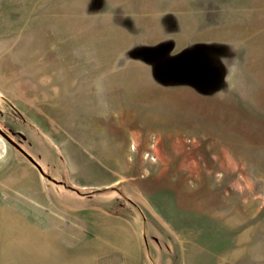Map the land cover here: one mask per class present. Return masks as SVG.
Wrapping results in <instances>:
<instances>
[{"label": "rangeland", "instance_id": "rangeland-1", "mask_svg": "<svg viewBox=\"0 0 264 264\" xmlns=\"http://www.w3.org/2000/svg\"><path fill=\"white\" fill-rule=\"evenodd\" d=\"M0 127V264H264V0H0Z\"/></svg>", "mask_w": 264, "mask_h": 264}, {"label": "water", "instance_id": "water-1", "mask_svg": "<svg viewBox=\"0 0 264 264\" xmlns=\"http://www.w3.org/2000/svg\"><path fill=\"white\" fill-rule=\"evenodd\" d=\"M0 136L11 145H13L31 164H33L41 175H45L47 178H49V176L45 174L40 164L35 160V158L31 156L24 148H22L17 141L13 140L12 137L1 127ZM51 180L53 182H59L53 178Z\"/></svg>", "mask_w": 264, "mask_h": 264}]
</instances>
